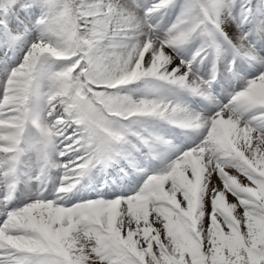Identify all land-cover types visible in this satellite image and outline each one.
<instances>
[{"label":"rangeland","instance_id":"rangeland-1","mask_svg":"<svg viewBox=\"0 0 264 264\" xmlns=\"http://www.w3.org/2000/svg\"><path fill=\"white\" fill-rule=\"evenodd\" d=\"M217 1L222 7L232 2ZM211 2L214 3L215 0H178L179 7L182 4L184 8L178 12L176 10L175 19L164 22L165 18H161L160 21L163 22L157 25L159 34L170 41V48L163 56L148 58V49L152 46L149 35L155 34H152L155 27L152 20L158 15L156 9L161 11V6H165L161 0L155 3L158 6L155 9L148 8L152 4L151 0H115L116 13L111 16L113 24L106 30L111 39L106 40L105 32L99 31L89 49H86L85 44L78 47L71 36L75 32V20L69 5L58 0L49 1L51 8L47 21H42V27L50 30L52 44H57L58 48H64L76 56L69 65L78 62L69 68H59L51 64L50 59L44 69L42 60L45 58L46 48L36 42L37 36L31 38L30 35L19 40L23 51L13 61L7 57L0 62V264H70L71 261L69 263L65 259L69 253L74 257L72 264H117L118 254L125 249V240L134 252H142L149 244V241L146 242L150 238L148 234L154 227L166 225L171 218L180 220L188 229L192 228L191 224L195 220V230L199 238L209 228L212 218L218 219L220 215L221 220L237 221L241 214L240 197L245 195L236 193L234 200L223 194L228 192V187L239 188L240 182L239 186L237 183L233 186L232 178L238 179L247 175L239 168L230 169L229 163L237 167L244 165L247 171L250 166L264 170V109L256 112L254 121L252 118L246 123L231 115L230 111H227V115L219 110L212 117L205 115L209 119L203 124L202 120L195 121L197 118L192 115V110L180 105L178 98L180 91L194 92L204 88L200 68L194 65L197 57L188 54L192 50L189 47L198 45L203 50L219 45L224 49L228 44L249 60L257 57L255 51H250L237 39L242 34L236 33L234 29L239 24L237 18L241 14L230 17V20L226 17V22L223 23L219 16L206 8V4ZM133 8L138 11H133ZM263 12L264 8L258 10L259 14ZM137 14L139 15L136 16ZM178 18L180 21H177ZM209 18L219 21L216 23L218 27H210L211 31L207 28L206 37L196 38L201 28L200 23L206 20L208 23ZM35 28L37 25L27 28L26 31L30 30V34L36 35L38 31ZM182 45H186L187 49L184 48L183 51L187 54L181 55L176 50ZM81 51H87L85 59H79L78 53L81 54ZM54 54L62 56L61 53ZM260 57L262 55H258ZM38 68L39 77L35 84L32 73ZM84 69L87 71L89 87L97 91L94 92L96 95L100 93V100H103V93L108 99L116 101L115 106L126 103V107L139 110L146 105L149 107L148 103L153 105L156 116L151 118L152 124L141 129V133L139 130L134 132L132 137H137L138 143H127L128 149L134 154H143L141 152L144 148L139 143L141 136H144L142 131L146 133L145 136L155 135L162 143L165 142L164 134L168 124L183 126L199 135L200 142L186 152V156L177 152L173 155L174 150H169L168 155L161 154L160 167H168L163 175L160 174L161 179L156 180L153 172H137L140 180L137 184L134 173L127 176V181L119 180L120 193L117 197L107 199L101 214H97L94 207L98 203L85 197V193L91 194V188H83L81 194L72 195L87 181L85 176L79 177L78 184L67 192L68 197H61L59 189L54 191L57 195L52 191L43 196L34 184L27 183L24 186L26 190H22L16 198L17 203L5 207L7 192H3L5 180L2 177L10 176L12 169L19 164L32 175H41L42 171L46 175L58 174L54 180L55 185L60 181H64V185L70 181L76 182L78 175H84L96 166L93 143L88 134L83 136L81 142L67 140L74 128L69 130L70 133H63L64 128L59 121H67L60 114L62 111L72 117L73 123L81 121V115L78 119H73L74 112L66 100L71 97V90L84 92L79 79V73ZM159 71L160 77L152 82L158 88L152 85L146 88L147 83L141 89L128 88L140 80L153 79ZM262 84L264 72L256 80V87ZM32 87L35 90L34 102L41 106L39 109H32L25 102L26 94ZM252 95L253 91L247 90L241 97L246 99ZM221 115L222 119L219 120ZM166 119L170 123L164 122ZM214 122L223 131L221 137L212 128ZM70 124L68 121V125ZM114 125L119 128V121H115ZM129 139L132 140L131 137ZM214 143L227 149L232 147L233 154L229 163L227 156L222 155V147L209 148L208 145ZM39 153L43 157V169L36 163ZM146 161L147 159L139 158L132 166L142 170ZM101 168L104 172L103 167ZM175 168L177 171H174ZM117 173L120 174L119 171ZM174 174L178 179L176 182ZM9 179L8 177V181ZM242 184L256 194L261 189L259 184ZM110 187L107 185L106 190ZM131 188L134 193L127 195ZM257 195L262 199L260 194ZM224 198L230 202L228 218L216 206L217 202H225ZM196 202H202L199 213L202 217L199 220L196 215ZM88 206L92 207L88 210ZM263 225L264 216L260 215L257 217L256 228ZM247 231L245 226L233 234L231 243L236 250L240 249L238 243L242 240V233ZM225 232L228 233L227 230ZM54 236L60 237L64 250L59 247V252L55 251V245L51 243ZM191 242L193 243L192 239Z\"/></svg>","mask_w":264,"mask_h":264},{"label":"trees","instance_id":"trees-1","mask_svg":"<svg viewBox=\"0 0 264 264\" xmlns=\"http://www.w3.org/2000/svg\"><path fill=\"white\" fill-rule=\"evenodd\" d=\"M69 4V1L75 4L78 11L84 12L85 20L81 24L86 25L81 33L87 36H91L94 31L92 30L96 26H102L106 23L105 16L103 15L102 9L106 7V0H58ZM4 7L2 9L3 14L0 16V37L5 35V33H14L17 37L19 33V28L26 22L31 21L34 17L40 19H45L47 21L48 12L51 8V5L47 7L45 0H3ZM98 9V13L94 15V11ZM77 11V12H78ZM88 20V22H87ZM1 48V47H0ZM0 49V55L1 53ZM77 107V106H76ZM61 114L64 118H68L65 112L62 111ZM61 124L63 128L67 127V121L61 119ZM108 127L111 126V122L107 123ZM67 130V128L65 129ZM74 133H78V130H75ZM254 215L252 214L250 218V229L249 231L254 233ZM212 239L216 246L220 249L225 250L229 255H232L231 247L228 243V238L223 235L219 230L214 232ZM212 234V233H211ZM210 237L211 235L208 234ZM164 248H162L161 242H156L153 244L152 253L143 251L142 254H139L138 261L142 264H174L170 262L165 257V254L168 252L170 247H176L177 243L174 238L170 240L169 237L164 238ZM245 247V255L247 258L254 261V264H264V232L258 234L257 236L250 239L248 235L245 238L243 243ZM132 255H135L133 250H130Z\"/></svg>","mask_w":264,"mask_h":264},{"label":"bare ground","instance_id":"bare-ground-1","mask_svg":"<svg viewBox=\"0 0 264 264\" xmlns=\"http://www.w3.org/2000/svg\"><path fill=\"white\" fill-rule=\"evenodd\" d=\"M133 11H138V10L133 8ZM138 15L139 14H137L136 16ZM171 19H175V17L169 15L167 17V20L170 21ZM177 21H180V19L178 18ZM149 38L150 41L152 42V46L148 49V58H153L155 56H163L166 53V50L168 49L169 40L166 39V37L160 36L159 34L158 35L155 34V36L149 35Z\"/></svg>","mask_w":264,"mask_h":264}]
</instances>
